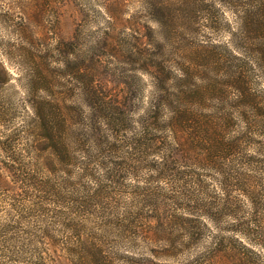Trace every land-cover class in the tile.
Instances as JSON below:
<instances>
[{"label":"rangeland","instance_id":"374dc122","mask_svg":"<svg viewBox=\"0 0 264 264\" xmlns=\"http://www.w3.org/2000/svg\"><path fill=\"white\" fill-rule=\"evenodd\" d=\"M249 1L0 0V264H264V126L244 133L223 48ZM93 78L133 121L88 139L80 93ZM249 80L264 106V76ZM182 85L212 115L210 138L222 128L219 145L198 125L175 139L170 92ZM53 98L77 140L55 171L30 132L32 104ZM151 106L160 116L142 125ZM206 146L216 165L198 162Z\"/></svg>","mask_w":264,"mask_h":264},{"label":"trees","instance_id":"16d2710c","mask_svg":"<svg viewBox=\"0 0 264 264\" xmlns=\"http://www.w3.org/2000/svg\"><path fill=\"white\" fill-rule=\"evenodd\" d=\"M248 3V8L241 11L238 40H235L233 47L224 45L223 48L236 61L231 86L235 89L236 96L242 102L235 107V113L240 120L245 122L244 133L252 134L257 133V128L264 126V106L258 104L256 95L249 90L251 71L256 69L264 76V0H250ZM187 77V73H181L179 76L173 74L171 76L170 71V80L176 78V80L186 82ZM182 87L184 85L176 89V91L170 92V128L174 132L175 139L180 143L181 140L179 138H182L185 134L189 135L192 125H198L205 128L203 129L204 133L200 132L202 133L201 140L203 139V142L209 140L210 145L217 143L219 145L223 139V137H220L222 128L218 127L217 137L219 140L210 138L212 133L209 132V128L213 127L215 129L216 126L212 122V115H204L199 113L200 110L198 111L196 108L188 106V101L193 95L192 92L181 89ZM202 91V89L196 90L195 94H203ZM80 94L83 103H85L89 111L87 122L81 124V135L87 136L88 139H95L100 136L107 137V131H122L128 122L133 121L128 108L121 102L120 98L111 96L94 78ZM244 99L248 101L247 104L243 103ZM32 111L33 117L30 132L35 136L34 141L37 150H45L47 153L46 158H44L45 163L47 161L49 165H53L54 171L61 164L67 165L68 161L73 158L71 153L72 145L77 142L76 137L73 136L74 124L71 117L65 113L57 98L32 104ZM160 113L161 109L159 107H149L145 117H140L143 120L141 124L149 122L148 118L158 119ZM223 119H225V116ZM227 125L229 124H222V127ZM105 126L106 129H103ZM113 128L115 129L113 130ZM139 134L141 137L145 136L144 129ZM180 144L185 145V142ZM205 148L204 154L200 158L197 156L198 162L205 166L216 165L219 155H212L211 149L207 148V146ZM14 157L12 156L13 162L16 164L13 165L14 171L19 172L25 166ZM27 175H23L22 182L29 184L34 181V176L32 174ZM67 184L68 182L63 180L61 188H66L70 195H63L64 197H73V190L67 187ZM71 200L75 199L71 198ZM75 203L80 202L77 199ZM238 243L242 247L248 248V245L241 240H238ZM261 243L264 244V242ZM197 261L200 260L197 259Z\"/></svg>","mask_w":264,"mask_h":264}]
</instances>
